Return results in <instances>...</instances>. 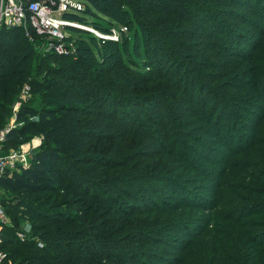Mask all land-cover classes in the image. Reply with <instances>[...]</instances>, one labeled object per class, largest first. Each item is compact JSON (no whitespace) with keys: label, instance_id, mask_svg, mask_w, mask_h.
I'll return each instance as SVG.
<instances>
[{"label":"trees","instance_id":"16d2710c","mask_svg":"<svg viewBox=\"0 0 264 264\" xmlns=\"http://www.w3.org/2000/svg\"><path fill=\"white\" fill-rule=\"evenodd\" d=\"M79 1L82 7L77 11L66 12L64 16L67 20L74 22L83 18L78 14L81 11L106 19L105 29L125 26L126 30L120 32V41L104 40L102 42L113 45L114 49H124L126 41L131 37L128 34L131 29L114 12L123 3V0ZM164 1L167 13L175 10L180 13L182 18L189 17L182 0ZM253 5L255 6L254 10L249 3L240 5L242 9L250 11L246 21L254 28L251 37L255 33H259L256 40L252 42L251 51L242 48L244 54L228 52L229 50L222 46L223 53L242 60H238V62L228 60L227 63L230 64H228L227 70L221 74H213L208 86L202 85L199 91L193 90L194 85L191 89H186L183 87L186 82L170 79L163 76L162 73H150V67H147L149 72L146 73L149 74L147 78L152 79L155 88L145 92L146 97L156 101L160 99L162 96L159 89L160 83L166 81L172 90L182 95L183 99L190 98L192 102L189 108L190 113L194 111V115L197 117L196 121L204 123L203 128L209 131L211 140H217L221 145L228 144L230 135H237V132H234L238 124L237 116L238 113L245 110L242 103L236 102V99L230 101L229 98L232 95L219 90L217 82L219 80L228 81L235 75L237 67H241L248 71L247 75L251 80L241 85L235 82L231 89L247 91L250 95L251 91H256L259 98L264 100V52L257 53L258 46L264 50V25H258V21L264 22V14L258 16L259 4L253 3ZM261 9L264 10V6ZM227 12L234 14L232 9ZM230 19H234V16H231ZM65 27L71 31L87 32L70 24L65 25L64 29H66ZM99 27L104 30L103 26ZM29 32L31 35H37L32 28L29 29ZM20 34H23L20 27L0 28V57L7 60L4 73L0 75V81L3 83V86L0 84V130L11 115L9 105L17 93L18 84H29L30 90L39 93L43 100L45 99V103L39 106L23 104L16 116L19 125L10 128L3 141V149L8 150L15 148L16 143H21L30 135L41 136L39 145L29 153V164L27 166L19 165L18 169L6 173L0 179V202L4 210L14 215L19 214L17 217L27 220L32 229V234H26V237L21 239L18 237L17 228L14 225L0 222V253L5 254L0 261L2 264H101L103 259L106 261L103 262L104 264H125L124 259L127 257H130L128 260L130 262H126V264H151L149 260L137 258L135 254L123 256L118 250V244H113L114 240H110V238L108 241L102 242L110 248L106 251H98L97 242L101 241L96 240V237L101 234L110 235L109 237L116 234L117 227L122 223L119 221L124 215H126V240L137 245L134 246L137 253H145L148 259L154 258L158 264H264V242H262L264 241V224L254 230L252 228L257 221L261 222L264 219V200L257 197V195L264 196V106L252 123V134L242 138V144L240 143L239 147L237 146L225 154V161L222 164H216V158L209 154H200L201 159L205 160L208 166L201 165L191 155L186 154L185 156L182 151L176 150L177 143L174 142L172 136L179 130L180 124L175 125L173 118L171 119L172 109L168 108L164 112H159L160 118L154 121L152 116H148L144 112L145 106H136L138 118H144L154 123L160 121L163 123L161 127L166 130L163 132L157 130L156 135L151 136L143 132L145 125L140 126L135 120L134 127L129 128L130 130H127L126 133L128 136L138 135L139 137L144 134L145 136L140 142H135V146L141 148L142 141L150 139L151 143L157 149L159 148L158 151L161 154L156 152L158 159L155 163L143 162L141 157L147 159L149 154L141 156L140 150L132 152L129 150L131 144L128 143L123 149L124 154L121 162L114 166L126 170L125 172L122 170L116 172L113 177L120 179L125 176L123 182L128 187L126 196L135 201V197H138L142 192L143 195L148 194V199L151 194L160 195L151 181L160 185L168 183V186H173L174 189L180 186V190H174L177 200L181 198L183 199L180 200L181 202L189 201L190 203L181 204L184 207L180 204L174 205V207L184 209H187L185 207L194 208L197 207V203L200 204L196 193V189L199 187L197 181L201 180L206 186L214 187L211 199L215 204L212 212L205 215L207 217L204 220L205 224L199 222L202 219L198 216L191 223V227L185 228V230L186 223L180 222V219H185L184 211L173 212L160 204L158 205L157 202H147L146 196H144L142 204L126 202V208H121L123 202L119 203V206L116 202L105 204L96 193L89 194L86 188L82 189L78 183L83 180L82 173L74 168L76 164L85 166L98 164L100 167H108L104 158L100 159L98 154L91 153L92 146L88 145L86 140L87 129L98 127V111L103 108V104L99 102L94 106L90 100V106L86 107L83 104V96L86 92L81 88L85 79L78 78L67 70L62 73L61 68L55 69L46 66L45 60L40 55H29L28 60L25 56L20 63L11 61V55L3 42V37L9 36L14 50L22 53ZM92 40L97 41L95 37ZM79 49L82 54H87L90 51L87 46H80ZM249 52L250 54L247 55ZM32 56L36 60V64L31 68L29 57ZM244 56L246 60L241 58ZM44 72H46V76L41 74ZM39 75H41V79L36 77ZM166 95L169 100L173 97V94ZM198 96L204 100V103L200 107H195ZM255 100L257 104L261 103L260 100ZM93 106L95 108L90 109ZM75 113L82 116H75ZM129 115L134 118L133 114ZM222 115H224L223 121L226 126L220 135L219 131L224 125L221 123L219 126ZM113 119L124 121L123 124L127 125L126 127L130 125L129 118H124L122 115L117 118L113 116ZM157 133L162 135V140L155 138ZM170 135L172 136L169 143L171 147L173 146L172 149L168 146ZM192 140H194L193 144L186 141H182L181 144L190 149L194 146L204 145L202 144L203 140L198 137H192ZM146 144L148 143L144 145ZM206 149L212 150L210 146H206ZM179 168L196 171L197 175L187 179L183 178L185 174H179ZM88 169L95 173L98 168ZM173 173L180 177L181 182H177L171 176ZM96 182L102 183L99 179L94 184H97ZM136 188L139 193L135 191ZM192 188H194L193 193H189ZM240 191H247L248 194H241ZM100 193H103V190ZM78 194H80V198H78ZM225 195H228L227 199H225ZM78 201L82 205L77 208V212H74L73 209H63L64 205L78 203ZM86 201L88 204L83 205ZM164 204L170 205L169 203ZM108 210L117 213L118 218H111L104 223L101 217L108 213ZM106 225L108 226L106 227ZM191 229L194 231H191L189 238L173 236V233L189 232ZM94 231H97V235L91 234ZM166 236L173 242H168ZM144 245H147L146 248H143ZM171 248L179 249L181 252L175 255ZM134 259H137L138 262Z\"/></svg>","mask_w":264,"mask_h":264},{"label":"rangeland","instance_id":"374dc122","mask_svg":"<svg viewBox=\"0 0 264 264\" xmlns=\"http://www.w3.org/2000/svg\"><path fill=\"white\" fill-rule=\"evenodd\" d=\"M182 3L186 6V11L189 13V17L185 19L182 18L178 11L173 10L167 13V11H165L164 0H123V3L116 8L114 12L116 15H119L131 29V31L128 32L131 37L126 41L124 49H114L113 45L102 43L104 40L120 41V32H122L120 31L121 26H115L109 30L105 29V25H107L106 19L81 11H79L78 14L83 18L74 21V23L77 25V28L87 32L80 30L71 31L65 27L64 34L66 35L63 38L53 36L49 33L26 36L24 34V29L21 28L23 34H20L19 41H22L20 47L22 53L14 50L9 36H4L3 42L7 46L11 55L10 60L13 62L20 63L24 60L25 56H27L28 60L29 55L37 54L43 57L46 66L48 65L55 69L61 68L62 73L67 70L70 74L74 73L78 78H84L85 81L81 84L82 90L86 92L85 96H83V104L89 107L90 100H92L94 106L99 104V102L103 104V108L98 111V127H90L87 129L86 140L88 145L91 144L92 146L91 153L98 154L100 159L104 158L108 167H100L98 164L86 166L83 164H76L74 168L82 173L83 180L78 182L82 189L86 188L89 194L96 193L105 204L116 202L119 206L123 202L121 208H126V202L142 204L144 196H146L147 202H157L158 205L160 204V206H164L166 209L173 212L184 211L186 214L185 219H180V222L186 223L184 226L185 229L190 228L191 223L196 220L198 216L202 219L199 222L205 224L204 220L207 219L205 215L207 216L212 212L215 204L213 199H211L214 187L206 186L205 183L197 177L199 180L197 181L199 187L196 189V193L198 194L197 200L200 204L197 203V207L194 208L185 207L187 209H184L174 207V205L190 203L189 201L181 202L180 200H183L181 198L177 200L174 190H180V186L174 189L173 186H168V183L160 185L155 181H151V183L154 184L153 186L158 189L157 192L160 195L151 194L148 199V194L143 195V192L139 193L138 188H136L135 191L139 193L138 197H141V199L135 197V201L126 196L128 187L123 182L125 176L120 179H115L113 177V174L116 172L120 170L125 172L126 170L114 166L121 162V158L124 154L123 149L128 143L131 144L129 150L132 152L140 150L141 156L149 154L147 159L141 157V161L143 162L149 161L155 163L158 159L156 152L161 154V152L158 151L159 148L157 149V147L151 143L150 139H144L141 148L140 146H135V142H140L143 136H145L144 134L139 137L138 135L128 136L126 133L127 130L134 127L135 120L138 121L140 126L142 124L145 125L143 132L151 136L156 135L157 130L161 132L166 130V128L164 129L161 127L163 123L160 121L154 123L144 118H138L136 106H145L144 112H146L148 116H152L151 118H153L154 121L160 118L159 112H164L168 108L172 109L173 115L170 117L171 119L173 118L172 120L175 122V125L178 123L180 124V128L176 131V134L169 136L168 146L171 149L173 147H171L169 143L172 136L174 137V142L177 143L176 150H178V152L182 151L185 156L189 154L194 157L197 163L208 166V163L201 159L200 154H209L216 158V164H222L225 161V154L231 152V149L237 147L240 143L242 144V138L249 137L252 134V123L261 113L264 100L259 98L256 91H251L253 95H250L247 91L243 92L231 89L232 84H235V82L241 85L251 80L249 75H247L248 71L241 67H237L235 75L228 81L219 80L217 82L219 90L232 95V97L229 98L230 101L236 99V102L242 103L245 110L238 113L237 116L238 124L234 129L237 135H230V137H228L230 140L227 141L228 144L221 145L217 140H211L209 131L203 128L204 123L196 121L197 117L194 115V111L190 113L189 108L192 103L190 98L186 97L183 99L182 95L172 90L166 81L160 83L159 89L162 94L160 99L156 101L151 100L150 97H146L147 95L144 93L155 88L152 84V79H148L147 76H149V74L147 75L146 73H162L163 76L170 79L186 82V84L183 85L186 89H191L194 85L193 90L199 91L202 85L208 86L213 74H221L224 70H227V66L230 64L227 63L228 60H234L236 62L242 60L223 53L221 50L222 46L229 50L228 52L244 54L241 49L244 48L245 50L251 51L252 42L256 40L259 35V33H255V35L251 37L254 33L252 31L254 28L246 21L250 15V11L242 9L240 5L249 3L250 7L254 10L255 6L253 3L259 4L258 8L260 9L258 16H261L264 14V10L261 9L262 6H264V0H182ZM231 9L234 14L227 12ZM231 16H234V19H230ZM258 25H264V22L258 21ZM99 26H103L104 30ZM93 37H95L97 41H93ZM80 46L89 47V53L82 54L79 49ZM259 52H264V50L260 49L258 46L257 53ZM249 54L250 52L247 53V55ZM241 58L246 60L245 56ZM29 62L31 68L36 64V60L33 56L29 57ZM6 63L7 60L0 57V75L4 73V66ZM148 66L150 67L149 72ZM27 71H29L28 68ZM138 73L143 76H140ZM41 74L46 76V72ZM31 76L33 77V75ZM36 77L41 79V75ZM0 84L3 86L2 81H0ZM166 94H173L172 99L169 100ZM255 99L260 100L261 103L257 104ZM44 100L39 93L30 90L29 84H18L17 93L14 95L13 102L9 105L11 115L8 117L6 124L1 130L19 125L16 116L23 104L27 103L33 106H39L45 103ZM196 100L195 107H200L204 103V100L199 96ZM94 106L90 107V109L95 108ZM191 108L193 109L194 105ZM117 113L124 118H129L130 125L128 127L123 124L124 121L120 122L113 119V116L115 118L120 116L114 115ZM129 114H133L134 118H131ZM75 116L81 117L82 115L75 113ZM223 116L224 115L220 118L221 122L219 126H221V123L224 124ZM225 126V124L222 125L219 131L220 135L223 133ZM192 137L202 139V144L204 145L194 146L190 149L184 144H181L182 141L193 144L194 140H192ZM216 137L219 136L216 135ZM155 138L162 140V135L157 133ZM177 140L181 141L178 142ZM40 142L41 136L35 134L28 136L21 143H16V147H14L31 153ZM145 143L148 144L144 145ZM206 146H210L212 150L208 151ZM88 168L98 169L97 172L93 173V171ZM209 168L211 169V167ZM82 169L87 170L83 171ZM178 172L181 175L185 174L183 178L186 179L197 175L196 171H191L186 168H179ZM97 175L99 176L96 177ZM171 176L177 182H181L180 177H178L176 173L171 174ZM98 179L102 183L96 182L97 184H94ZM102 190L103 193H100ZM193 191L194 188H192L189 193H193ZM240 192L241 194H248L247 191ZM78 196V198L81 197L80 194H78ZM224 197L227 199L228 195ZM257 197L264 200V196L257 195ZM164 203H169L170 205ZM86 204H88V201L83 205ZM81 205L82 203L78 201V203L64 205L63 209H73L74 212H77V208ZM181 206L184 207L183 205ZM2 209L3 214L0 216V220L6 225H14L17 228V235L19 233L24 235L22 237L18 235L19 238L23 239L26 237V234H32L31 226L27 220L19 219L17 217L19 214L14 215L5 211L3 207ZM107 212L108 213L101 217L104 223L111 218H118L117 213H114L112 210H108ZM119 222L122 223L117 227L118 231H116V234L113 236L111 235V237H109L110 235L101 234L96 237V240L101 241L97 242L98 251L102 252L110 248L102 243L108 241V238H110V240H114L113 244H118V250L123 256L126 254H135L137 258L147 259L151 264H158L154 258L148 259L145 253H137V250H134V246L137 245L130 240H126V215L121 217ZM262 224H264V219H262L261 222L257 221L256 225L252 227L253 230ZM107 226L108 225H106V227ZM191 231L193 232L194 230L191 229L189 232L173 233V236H184V238H189V234L192 233ZM91 234L97 235V231ZM165 238L168 242H173L171 238L169 239L167 236ZM146 246L147 245H144L143 248H146ZM182 248L184 249L185 247ZM171 250L173 249L171 248ZM173 251L175 255L181 252L179 249H174ZM129 258L130 257L124 259L125 264L126 262H130L128 261L130 260ZM134 260L138 262L137 259ZM103 262H106L105 259L101 261V264H104ZM0 263L2 264V262Z\"/></svg>","mask_w":264,"mask_h":264},{"label":"built area","instance_id":"2783aa9c","mask_svg":"<svg viewBox=\"0 0 264 264\" xmlns=\"http://www.w3.org/2000/svg\"><path fill=\"white\" fill-rule=\"evenodd\" d=\"M81 7L79 0H0V28L20 27L24 29L26 36H31L29 29L32 28L36 34L49 33L63 38L66 35L64 34L65 25L77 26L74 22L67 20L65 13L80 10ZM125 30V26L120 27V31ZM9 129L0 130V179L6 173L18 169L19 165L29 164V151L17 148L3 150V141ZM2 207L0 202V216L3 214ZM18 235L24 236L20 233ZM4 255L0 253V261Z\"/></svg>","mask_w":264,"mask_h":264},{"label":"crops","instance_id":"0c3cea01","mask_svg":"<svg viewBox=\"0 0 264 264\" xmlns=\"http://www.w3.org/2000/svg\"><path fill=\"white\" fill-rule=\"evenodd\" d=\"M34 146H35V145H34ZM3 150H4V149H3ZM3 150H2V151H3ZM28 156H29V155H28Z\"/></svg>","mask_w":264,"mask_h":264}]
</instances>
